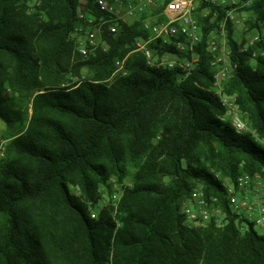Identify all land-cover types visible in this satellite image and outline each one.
<instances>
[{
	"label": "trees",
	"instance_id": "16d2710c",
	"mask_svg": "<svg viewBox=\"0 0 264 264\" xmlns=\"http://www.w3.org/2000/svg\"><path fill=\"white\" fill-rule=\"evenodd\" d=\"M38 1L33 12L30 0H0V120L9 139L0 162V264H264L255 228L241 231L233 218L190 227L181 212L198 182L223 197L213 169L264 176V147L220 118L204 44L189 74L151 66L134 46L149 35L138 21L117 37L105 33L108 50L83 57L72 33L81 13L101 15L97 4ZM232 46L225 90L263 135L264 54L253 62ZM126 55V73L114 75ZM130 168L133 186L116 212L108 206L93 218L100 185Z\"/></svg>",
	"mask_w": 264,
	"mask_h": 264
},
{
	"label": "built area",
	"instance_id": "2783aa9c",
	"mask_svg": "<svg viewBox=\"0 0 264 264\" xmlns=\"http://www.w3.org/2000/svg\"><path fill=\"white\" fill-rule=\"evenodd\" d=\"M92 1L102 13L99 16L92 13L80 14L89 25L86 29L76 28L74 32L76 49L80 55L87 57L99 50H108L109 42L105 33L107 36L117 37L124 24L138 21L145 29H153L154 34L137 43L136 48L145 54L151 66L179 68L189 74L199 64V47L204 44L211 57L210 63L216 70L214 90L225 107V113L220 118L231 123L238 133L250 134L264 147V134L261 135L250 125L240 110L237 95L228 93L224 87V81L234 70L233 46L227 42L229 33L226 24L230 23L241 29L242 39L246 43L239 46L237 44L239 52L248 53L254 59L264 54V34L254 32L248 26L253 22V7L261 0ZM88 2L82 0V4ZM129 18L134 21H128ZM203 23L209 24V28H203ZM152 42H160L170 47L162 54L161 60L156 62L151 61L153 50L149 44ZM179 55L186 57L179 63L169 57ZM119 72L126 73L125 59L116 61L114 75ZM6 144L4 139L0 140V162L6 157ZM221 183L228 211L219 208L218 196L207 197L202 186L192 190L188 199L194 206L184 209L183 213L194 222V227L203 226L211 218H214L217 226L222 227L233 218L237 225L241 223V230L261 227L264 231V176L258 172L243 171L233 180L225 178Z\"/></svg>",
	"mask_w": 264,
	"mask_h": 264
},
{
	"label": "rangeland",
	"instance_id": "374dc122",
	"mask_svg": "<svg viewBox=\"0 0 264 264\" xmlns=\"http://www.w3.org/2000/svg\"><path fill=\"white\" fill-rule=\"evenodd\" d=\"M29 5L31 6L30 11L38 12L40 10L38 8L40 6V2L38 0H30ZM39 13H41V16H44L42 12H39ZM251 15L253 16V22L248 25L249 29L254 31V32L257 31L259 33L264 34V0H261V1H258L255 3ZM81 19H83V18H81ZM128 21L132 22L134 20L129 18ZM202 26H203V28H209L210 25L207 23H203ZM79 27H83L86 29V28H89V25H88L87 21L83 20V21H80L79 25L76 28H79ZM226 28H227L228 33H229L228 41H227L229 43V45L232 46V40L237 42L238 46H239V44L242 45L243 43H246V40L244 38L242 39L241 29L239 26H233L230 23H228V24H226ZM146 30L149 32V35L139 37L135 42V45H134L135 48H137V43L144 41L149 36L154 34L153 29L152 30L146 29ZM74 32H75V30H74ZM74 32L72 33L73 39H74ZM149 47H150V49L153 50V55L151 56L152 57L151 61H153V62L161 60L162 56L164 55L163 53L165 51L169 50V48H170L165 44H161L160 42H154V43L152 42L151 44H149ZM75 49H76V45H75ZM76 52L78 54H80L77 49H76ZM128 55H126L125 57H123L121 59H125V62H126ZM169 57L171 58V60H175L176 63L184 61L186 58L184 55L169 56ZM251 60L254 62L256 59L251 58ZM212 70L216 72V70L214 69L213 66H212ZM83 74H84V76H89L88 70H86V69L83 70ZM213 89H214V85H213ZM9 92L10 91L7 89L6 94H9ZM31 112L32 111H31V107H30L29 116L31 115ZM6 130H7L6 124L0 120V140L4 139L6 141V143L8 144L9 139L4 135ZM7 144H6V148H7ZM213 172L216 173V177H218V179L220 181H223L225 178L233 180V178L225 177L221 173L214 171V169H213ZM133 174H134V169L130 168L127 176H125L123 179H119L117 176H111L106 184L100 185V187H99L100 197H99L98 201L96 203H93V202L89 203V207L91 210V216L93 218H96L99 215L100 211L103 208L108 207V206H112L114 208L113 213L116 212L118 203H119L120 199L122 198L125 189L133 186ZM197 186H202L204 189V186L201 182L196 183L195 188ZM70 189H71L72 193H74L76 195H80V190L77 186L71 185ZM204 191H205V189H204ZM205 194L207 195L206 192H205ZM211 195H213V194H211ZM211 195H207V197H209ZM188 197L189 196L184 197L180 200V208H181L182 213H183L184 209L192 208V206H194L193 203H191V201H189ZM219 198H220V201L217 204L219 206V208L222 210L228 211L227 201H226L225 197L223 196V197H219ZM184 217H185V224L187 226H189V225L192 227L195 226L194 222H192L189 218H187V216L185 214H184ZM211 223H215L214 218H211L210 221L205 222V224L203 226H207ZM236 225H237V223H236ZM198 226H201V225H198ZM240 226H241V223H239V225H237V227L241 230ZM241 231H244V230H241ZM256 231L259 234L264 233V231L261 227H256Z\"/></svg>",
	"mask_w": 264,
	"mask_h": 264
}]
</instances>
